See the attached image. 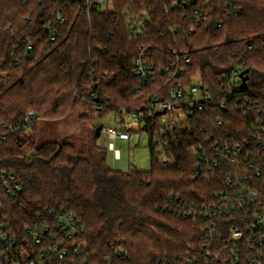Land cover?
<instances>
[{
	"label": "trees",
	"instance_id": "16d2710c",
	"mask_svg": "<svg viewBox=\"0 0 264 264\" xmlns=\"http://www.w3.org/2000/svg\"><path fill=\"white\" fill-rule=\"evenodd\" d=\"M85 6L0 0V173L15 175L22 187L9 194L0 183V221L23 233L43 214L75 215L86 228L77 264H185L204 247L203 232L166 207L171 200L201 207L221 189L195 173L191 149L206 135L229 144L254 137L255 122L238 102L264 112V0H113L111 9L90 16ZM151 46L157 68L185 73L167 90L200 77L213 102L170 138L174 167H160L153 132L151 169L128 174L109 166L95 131L82 151L65 140H40L41 121L62 120L80 105L99 117L143 109L166 85L160 78L137 94L142 81L133 62ZM245 71L250 79L240 90ZM31 111L36 119L28 129ZM217 117L225 119L221 128Z\"/></svg>",
	"mask_w": 264,
	"mask_h": 264
},
{
	"label": "built area",
	"instance_id": "2783aa9c",
	"mask_svg": "<svg viewBox=\"0 0 264 264\" xmlns=\"http://www.w3.org/2000/svg\"><path fill=\"white\" fill-rule=\"evenodd\" d=\"M112 7L113 0H86L84 13L90 16L93 11ZM58 20L64 22L61 16ZM154 50L153 46L142 49L133 62L134 75L142 81L137 94L160 78L166 85L151 96L143 109H122L117 126L103 127L101 138L109 139L114 148L117 140L133 141L136 128L142 134L153 132L154 144L160 147V167L172 168L177 162L170 149V138L182 131L195 114L207 112L213 102L200 77L187 86L176 84L167 90L168 84L183 79L185 73L175 65L157 68L151 62ZM186 63L190 65L191 61ZM228 99H234V94L230 93ZM238 104L242 116L255 122L252 141L229 144L220 135H206L191 149L196 176L219 182L221 189L210 203L201 207L185 206L174 200L166 207L202 229L204 247L199 254L189 255L185 264H264V112L254 114L249 100H239ZM224 106L221 103L220 107ZM35 119L34 112H29L24 126L30 129ZM224 124L223 117L216 118L215 127ZM0 183L9 194L22 189L15 175L0 173ZM85 232L82 221L65 212L43 214L23 233L0 221V264H77L85 257V245L81 242Z\"/></svg>",
	"mask_w": 264,
	"mask_h": 264
},
{
	"label": "rangeland",
	"instance_id": "374dc122",
	"mask_svg": "<svg viewBox=\"0 0 264 264\" xmlns=\"http://www.w3.org/2000/svg\"><path fill=\"white\" fill-rule=\"evenodd\" d=\"M119 120L120 116L115 112L99 117L91 108L80 105L62 120L41 121L38 136L40 140H65L78 151H82L83 144L91 141L94 131L99 126L115 128ZM137 129L134 130L133 141H116L114 148H111L109 139L99 140V148L107 152L108 164L114 171L128 174L134 170L148 172L151 169L150 134L139 133ZM117 152L120 153V157L116 155Z\"/></svg>",
	"mask_w": 264,
	"mask_h": 264
},
{
	"label": "water",
	"instance_id": "95a60500",
	"mask_svg": "<svg viewBox=\"0 0 264 264\" xmlns=\"http://www.w3.org/2000/svg\"><path fill=\"white\" fill-rule=\"evenodd\" d=\"M241 78V86H240V90H246L247 86H248V82H249V71H245L240 75ZM103 130V126H99L96 130H95V139L99 140L101 138V133Z\"/></svg>",
	"mask_w": 264,
	"mask_h": 264
},
{
	"label": "crops",
	"instance_id": "0c3cea01",
	"mask_svg": "<svg viewBox=\"0 0 264 264\" xmlns=\"http://www.w3.org/2000/svg\"><path fill=\"white\" fill-rule=\"evenodd\" d=\"M117 141H121V140H117ZM116 155H117L118 157H120V153H119V152H117Z\"/></svg>",
	"mask_w": 264,
	"mask_h": 264
}]
</instances>
